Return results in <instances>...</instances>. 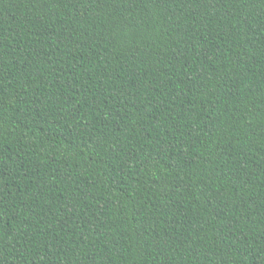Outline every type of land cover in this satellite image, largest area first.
<instances>
[{"label":"trees","instance_id":"16d2710c","mask_svg":"<svg viewBox=\"0 0 264 264\" xmlns=\"http://www.w3.org/2000/svg\"><path fill=\"white\" fill-rule=\"evenodd\" d=\"M0 264H264V0H0Z\"/></svg>","mask_w":264,"mask_h":264}]
</instances>
